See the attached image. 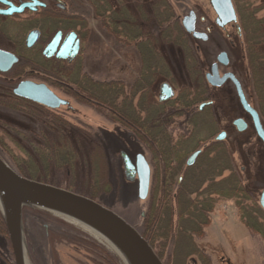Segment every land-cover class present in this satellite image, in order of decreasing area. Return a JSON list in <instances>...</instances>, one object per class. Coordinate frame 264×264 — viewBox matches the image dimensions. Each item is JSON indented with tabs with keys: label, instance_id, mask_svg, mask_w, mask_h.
<instances>
[{
	"label": "rangeland",
	"instance_id": "obj_1",
	"mask_svg": "<svg viewBox=\"0 0 264 264\" xmlns=\"http://www.w3.org/2000/svg\"><path fill=\"white\" fill-rule=\"evenodd\" d=\"M68 2L71 9L67 16L73 13L72 8L75 7V22L70 25L67 23L62 28L66 31L74 30L80 37L81 52L77 60L82 65L80 71L99 79L121 78L119 74L124 72L121 76L129 80L131 73L136 71L138 59L132 50L117 51L115 46V49L112 48L111 39L102 31L106 0ZM140 2L141 8L161 4L157 0H151L152 6L149 5L150 0ZM166 2L173 9V24L178 25L177 20L180 21L189 11H193L199 19L204 20L203 26L198 24L201 31L209 28L211 34L207 43L198 44L191 37L187 38L179 27L180 36H174L176 30L171 28V41H159V44L150 45L157 55L158 71L164 74L170 72L169 79H174L172 81L178 84L186 83L187 79L182 74L186 70L185 60L192 58V62H187L190 68L193 60L195 62V58L199 57L200 61L206 63L204 71L207 72V64L214 61L219 51L227 50L233 72L241 80L250 103L264 121V90L263 87H258L264 76L259 73L251 86L246 74L248 67L252 66L256 75L263 72L264 68L262 65V70H257L256 67L261 62H254L264 49V24L259 29L254 26L258 21L264 23V0H237L238 8L243 14V10H246V22H252V31L241 30L235 51H229V42L223 36L222 29L214 27L215 15L207 0ZM151 29L154 32L152 34L157 32ZM250 38L254 40L251 49L247 44ZM197 47L201 49V53L195 51ZM252 47L254 49L250 55ZM160 57H164L171 70L160 62ZM249 61H253L251 66ZM45 68L47 73H43L44 77L40 76V83L45 84L68 105L48 109L38 104L15 100L13 96H5L18 80L10 83L3 80L6 76L0 75V159L11 170L28 180L86 197L112 211L138 232L152 247L162 264H264V212L259 206V197L264 190V145L254 132L251 135L237 134V142L228 146L232 175L223 173L220 176L222 194L210 197V220H203V215L194 213L178 218L176 205L173 203L174 217L171 221L162 190L164 176L153 170L159 168V164L156 162V155L149 153V145L143 142L140 148L134 146L131 133L126 128L107 121L83 103H76L70 96V84L74 80V72H69L70 66L59 65L53 68L47 65ZM48 73L53 76L52 79L47 78ZM162 80L158 78L157 83ZM216 114L219 116V123L210 122L201 129L198 144L194 146L201 147L203 143H208L210 136L217 135L227 127L228 119L241 115L240 112L231 114L224 109ZM61 124L68 128L64 134ZM71 125L76 127V132ZM162 129L161 133L165 136L164 127ZM191 131V127H182L180 131L173 132V138L178 141L181 133L189 136ZM196 137L197 134L195 139ZM65 148L68 152L64 151ZM121 151H127L131 158L142 153L149 163L152 161L148 197L144 201L137 197L136 181L129 182L123 176V162L119 157ZM224 157L222 155L221 160L224 161ZM179 177H175V184ZM227 190L232 191L230 195L225 194ZM176 191L174 186L172 193ZM153 197L163 208L162 217L154 228L149 216ZM195 197L192 199L195 200ZM199 198L195 206L198 207L202 201L203 207H206L208 199ZM20 228L27 264H123L107 245L53 212L23 206ZM0 264H14L1 208Z\"/></svg>",
	"mask_w": 264,
	"mask_h": 264
},
{
	"label": "flooded vegetation",
	"instance_id": "obj_2",
	"mask_svg": "<svg viewBox=\"0 0 264 264\" xmlns=\"http://www.w3.org/2000/svg\"><path fill=\"white\" fill-rule=\"evenodd\" d=\"M230 1L236 16V23L219 28L215 24V16L214 27L222 29L223 36L229 42V51H235L241 28L238 23L236 3L233 0ZM140 6V0H106L105 20L101 28L111 39L112 48L115 46L117 51L132 50L137 56V68L131 73L129 81L121 76L124 72L119 74L121 78L99 79L80 71L82 65L80 66L77 62L81 52L80 37L74 30L66 31L62 28L67 23L70 25L75 22V7L72 8L73 13L67 16L68 10L71 9L68 0H0V75L6 76L3 80L10 83L18 80L11 92L7 90L5 96H13L15 100L29 103L30 101L14 95V91L20 84L44 85L50 90L45 84L40 83V76L44 77L43 73H47L45 66L53 68L59 65L70 66V74L74 72L72 74L74 80H71L70 84L71 98L76 103L79 101L95 110L107 121L126 128L131 133L130 137L133 139L134 146L140 148L145 142L150 147L149 153L152 156L156 155L159 168H153V170L165 177V187L170 195L167 205L170 220L172 221L174 217L173 203H176L177 199L180 200V196L182 201L190 198V203L194 205L196 200L192 197L198 196L204 200L208 199L206 207H203V202L200 201L202 208L200 206L201 211L199 212L204 216L203 220L209 221L208 215L211 209L208 203H212L210 197L218 195L214 191L215 187L220 184V176L223 173L228 176L232 175V161L228 146L231 147L237 142V134L249 133L251 135L254 132L256 136L252 118L240 104L235 87L236 82L245 102L258 115L263 130L264 121L257 109L250 103V97L247 96L241 80L233 72L231 57L227 50L219 51L214 61L207 64V72L204 71L206 63L200 61L199 57L195 58V62L193 60L194 70L187 65L188 61L192 62V58L185 60L186 70L182 74L187 79L186 83L178 84L172 81L174 79H169L170 72L166 74L159 72L155 49L150 47L151 43L155 44L151 24L142 26L140 22L141 11L147 13L146 16H150L151 7L141 8ZM190 13L193 14L194 32L202 35L200 39H194L184 31L182 21L185 17H189ZM177 22L178 25H176L187 38L191 37L198 44H205L209 41L211 29L205 28L201 31L198 24L203 26L204 20L199 19L193 11H189ZM172 24L171 21L170 25ZM141 28L146 31L143 34V41ZM247 41L251 49L254 40L250 38ZM253 49L254 47L250 55ZM195 51L202 52L198 47ZM261 52L264 56V49ZM163 58H159L160 62L171 70ZM252 62L249 61L250 66ZM261 63L264 67V60ZM247 71V78L252 86V81L259 75V72L256 75L252 66L248 67ZM260 73L264 76V68ZM48 75L47 78L52 79L53 76L49 73ZM158 78L163 80L157 83ZM262 84L264 86V80ZM220 109L230 111L231 114L240 112L241 115L228 119L227 127L217 135L210 136L208 143H203L201 147L200 145L194 146L198 144L201 129H204L210 122L219 123V116L216 112ZM237 121H241L244 125L242 132L236 126ZM162 127L165 129V136L161 133ZM182 127H191V134L185 136L181 133L178 136L179 140H174L173 132L180 131ZM71 128L74 132L77 131L75 126L71 125ZM195 134L198 137L196 139ZM221 135L223 137L220 139ZM189 151H191L190 154ZM195 153L198 155L192 160ZM122 155H125L134 166L136 158L142 157L151 177V165L153 164L152 161L149 163L144 154L137 153L131 158L127 151H121L119 152L121 160ZM222 155L225 156L224 161L221 160ZM122 169L125 177L124 167ZM176 176L180 177L175 184ZM174 186L177 188L176 193H172ZM185 191H188L187 194ZM189 192H192L190 196ZM175 212L178 216L177 206Z\"/></svg>",
	"mask_w": 264,
	"mask_h": 264
},
{
	"label": "water",
	"instance_id": "obj_3",
	"mask_svg": "<svg viewBox=\"0 0 264 264\" xmlns=\"http://www.w3.org/2000/svg\"><path fill=\"white\" fill-rule=\"evenodd\" d=\"M207 2L216 16L215 24L219 28L236 23V16L230 0H207ZM192 21V13L183 19L184 31L192 38L200 39L202 35L194 32ZM237 33L239 34L238 29ZM235 85L240 104L252 118L256 136L264 145V130L259 117L245 102L237 82ZM14 95L48 109H57L67 105L65 101L55 96L44 85L20 84L14 91ZM236 126L240 132L243 131L244 125L241 121H237ZM222 137L223 135L219 138ZM197 155L198 153H195L191 159L193 160ZM122 160L126 180L133 182L136 179L137 197L140 201L146 200L150 179L146 162L140 156L136 158L135 166L125 155H122ZM0 196L4 199V208L1 210L7 226L8 241L14 264H24L20 228L23 206L47 210L91 227L121 249L133 264H162L152 247L138 232L112 211L86 197L23 178L11 170L1 159ZM259 206L264 212V190L259 197Z\"/></svg>",
	"mask_w": 264,
	"mask_h": 264
},
{
	"label": "trees",
	"instance_id": "obj_4",
	"mask_svg": "<svg viewBox=\"0 0 264 264\" xmlns=\"http://www.w3.org/2000/svg\"><path fill=\"white\" fill-rule=\"evenodd\" d=\"M154 2H156V0H153ZM158 2H161V4H158V6H153V8L151 7L150 11H149V14H151L150 16H146L147 13H142L141 12V15H140V22H141V25L142 26H148L149 24H151V28L157 30V32L155 33L156 34V37H155V34H153V36L156 38L155 40V44L158 43L159 41H168V40H172V35H173V32H171V28H173V30H176V34L177 37L180 36L179 34V30L178 27L175 23L170 25L171 21L173 22V12H172V9H171V6L169 5V3L166 2V0H157ZM235 3H236V11H237V17H238V23L240 25V28L241 30L244 29V31L246 32L248 29L250 31H252L251 27H252V22H250L249 24L246 22V10H243L244 11V14L242 13L241 9L238 8V4H237V0H233ZM106 4V2H105ZM106 8V7H105ZM111 14V13H110ZM146 14V15H145ZM105 9H104V12H103V15H102V25L104 23V20H105ZM252 21V20H251ZM264 23H262V21H258L256 23H254V26L256 29H259L261 28V25H263ZM101 25V26H102ZM167 27V28H166ZM166 28V29H165ZM175 28V29H174ZM246 29V30H245ZM146 31H144L143 28H141V33H142V36H141V39L143 41V34L145 33ZM261 35V34H260ZM159 44V43H158ZM258 46V45H256ZM264 60V56L261 55L260 57H258L256 59V62H261V61ZM260 65H258L256 67V69H261L262 70V63H259ZM260 73V72H259ZM263 81L260 83V86L258 85L259 88H262L263 87V90H264V86H263ZM264 93V91L262 92ZM61 131L62 134H64V131L65 129H68L66 127L65 124H61ZM65 152H68V149L65 148L64 149ZM165 177L163 179V195H164V199L167 201L165 207L167 209V205H168V201L170 199V195H169V191L166 189L165 187ZM223 184V182H222ZM215 193H217L218 195H221V190H220V184L217 185L215 187ZM185 190V189H184ZM188 191H185V193L187 194ZM231 190H227V192L225 191V194H228L230 195L231 194ZM192 192H189L188 195L190 196ZM199 197L197 196V198L195 200H197ZM164 199L162 201H164ZM200 199V198H199ZM161 200V199H160ZM190 198L189 199H183V201L181 200V196H180V200L177 199V202L175 203L176 206L178 207V216L179 218H183V216H190L192 213L194 214H199L201 215V213L199 211H201V208L202 206L200 204L202 203H199L198 204V207H196L194 204L190 203ZM156 203V199L153 197L152 198V204H151V208H150V221L152 222V228H154L155 224L159 222V219L162 217V206L158 205ZM197 204V203H196ZM201 206V208H200ZM206 206H207V201H206ZM200 208V209H199ZM165 212V211H164ZM168 212V211H167ZM147 220V219H146Z\"/></svg>",
	"mask_w": 264,
	"mask_h": 264
},
{
	"label": "bare ground",
	"instance_id": "obj_5",
	"mask_svg": "<svg viewBox=\"0 0 264 264\" xmlns=\"http://www.w3.org/2000/svg\"><path fill=\"white\" fill-rule=\"evenodd\" d=\"M137 184V182H136ZM148 197V195H147ZM4 199L0 196V207L1 209L4 208ZM66 221L70 222L72 225L77 226L78 228L82 229L84 232L90 234L94 239L98 240L99 242L104 243L105 245H107L110 249H112L117 256H119V258L122 260L123 264H133V262L128 259V257L126 256V254L119 249L117 246H115L114 243H112L110 240L106 239L105 237H103L100 233H98L97 231L93 230L91 227L77 221L74 219H68L65 218ZM24 264H27V262L24 259Z\"/></svg>",
	"mask_w": 264,
	"mask_h": 264
}]
</instances>
